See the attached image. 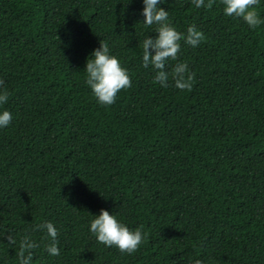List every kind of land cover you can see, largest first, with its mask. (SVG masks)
Returning <instances> with one entry per match:
<instances>
[{
    "label": "trees",
    "instance_id": "obj_1",
    "mask_svg": "<svg viewBox=\"0 0 264 264\" xmlns=\"http://www.w3.org/2000/svg\"><path fill=\"white\" fill-rule=\"evenodd\" d=\"M160 6L177 31L204 34L179 41L166 88L141 63L155 26L140 0H0V108L12 114L0 128V264H18L26 233L39 245L31 264H264V21L225 16L221 0ZM254 7L264 17V0ZM99 41L130 76L110 105L84 83ZM177 61L186 89L172 84ZM101 208L141 227L134 252L88 231Z\"/></svg>",
    "mask_w": 264,
    "mask_h": 264
},
{
    "label": "clouds",
    "instance_id": "obj_2",
    "mask_svg": "<svg viewBox=\"0 0 264 264\" xmlns=\"http://www.w3.org/2000/svg\"><path fill=\"white\" fill-rule=\"evenodd\" d=\"M131 0H128V3ZM165 0H140L142 7L140 13L143 16L142 24L145 29L155 26V35H144L140 42L142 49L141 63L144 67L151 66L155 69L153 80L161 87H168L170 73L165 70L169 59L176 60L180 49L179 41L192 47L197 46L203 39V32L195 25L189 24L184 32H179L170 22L169 12L161 7ZM196 8L210 7L212 0H192ZM222 12L225 16L241 18L249 27H254L264 21L260 17L254 5L258 0H221ZM83 72L84 83L88 86L92 96L100 105H110L114 102L116 95L122 88L130 85L128 70L122 66L117 55L110 51L106 42L99 41V47L94 48L85 59ZM191 71L188 63L177 61L171 69L172 84L177 89H186L191 86ZM8 100V91L0 88V105ZM12 119V114L6 108H0V128L6 127ZM91 219L88 223V231L95 239L105 246H115L122 252H134L144 236L140 226L130 228L113 212L101 208L98 214H89ZM42 228L47 241L43 247L49 256H58L60 248L56 239L57 228L51 221H43L37 226ZM39 245L30 234H24L18 244V264H31L33 249ZM195 264H201L196 260Z\"/></svg>",
    "mask_w": 264,
    "mask_h": 264
}]
</instances>
